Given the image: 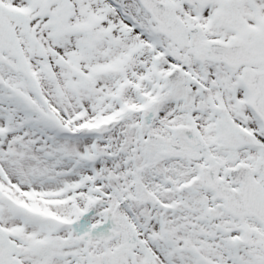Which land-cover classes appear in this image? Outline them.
<instances>
[{
  "label": "snow or ice",
  "instance_id": "6c2138e0",
  "mask_svg": "<svg viewBox=\"0 0 264 264\" xmlns=\"http://www.w3.org/2000/svg\"><path fill=\"white\" fill-rule=\"evenodd\" d=\"M0 264H264V0H0Z\"/></svg>",
  "mask_w": 264,
  "mask_h": 264
}]
</instances>
